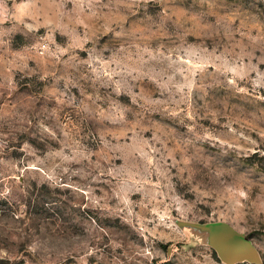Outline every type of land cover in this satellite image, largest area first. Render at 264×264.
I'll use <instances>...</instances> for the list:
<instances>
[{"label":"rangeland","instance_id":"1","mask_svg":"<svg viewBox=\"0 0 264 264\" xmlns=\"http://www.w3.org/2000/svg\"><path fill=\"white\" fill-rule=\"evenodd\" d=\"M219 222L264 264V0H0V264H226Z\"/></svg>","mask_w":264,"mask_h":264},{"label":"water","instance_id":"2","mask_svg":"<svg viewBox=\"0 0 264 264\" xmlns=\"http://www.w3.org/2000/svg\"><path fill=\"white\" fill-rule=\"evenodd\" d=\"M212 229L211 244L226 264L239 262L262 263L260 251L254 242L231 225L219 222L208 226Z\"/></svg>","mask_w":264,"mask_h":264}]
</instances>
